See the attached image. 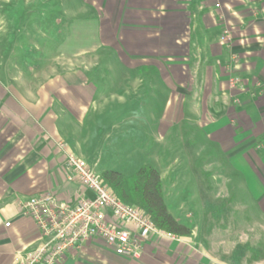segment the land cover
Wrapping results in <instances>:
<instances>
[{"label": "crops", "instance_id": "crops-1", "mask_svg": "<svg viewBox=\"0 0 264 264\" xmlns=\"http://www.w3.org/2000/svg\"><path fill=\"white\" fill-rule=\"evenodd\" d=\"M64 1H54L62 9L53 23L66 25L41 29V63L14 65L12 76L3 65L0 71V264H16L17 253L40 242L20 199L52 191L75 203L91 195L57 143L109 170L102 160H112L104 152L111 128H128L134 141L141 130L162 142L197 134L227 157L264 214V0H71L69 11ZM224 29L233 36L229 46L220 40ZM231 72L239 76L234 88ZM177 162L159 173L165 203L191 229L188 237L152 235L134 259L93 239L62 264H236V249L223 252L209 231L229 217L219 215L226 205L212 203L206 186L197 197L211 202L209 218L204 210L183 222L192 195L166 200L162 174Z\"/></svg>", "mask_w": 264, "mask_h": 264}, {"label": "rangeland", "instance_id": "rangeland-1", "mask_svg": "<svg viewBox=\"0 0 264 264\" xmlns=\"http://www.w3.org/2000/svg\"><path fill=\"white\" fill-rule=\"evenodd\" d=\"M54 1L0 0V50L10 51L9 55L5 52V54L0 53V71L4 66L8 68L12 76L18 74V70L13 69L14 65H23L27 63L26 60L32 64L41 63L43 42L41 29L53 31L66 25L65 21L61 25L53 23L54 18L61 14L62 9L57 3L54 5ZM63 5L69 11L75 4H72L71 0H65ZM51 57L52 53L45 54L46 61ZM231 77L236 80L233 87L229 83ZM238 82L239 76L231 72L228 77L229 86L234 88ZM123 129H110L106 142V146L110 149L104 152L110 153L112 160H102L103 163L107 162L112 169L130 174L139 167L140 164H137L139 162L149 163L158 172H162L163 169L166 170L165 165L170 161H178L168 166L167 172L162 175L167 201H181L182 198H176L177 196L170 198L179 192L194 196L192 197L193 202L186 203V206L191 205L192 211L190 210L189 216L183 217V222L189 224V221L197 217L201 218L204 210L207 218L213 215L208 203L215 201L226 205L225 211L222 214L220 212L219 215L229 217V220L216 223V225L211 223L212 226H217L209 230L211 236L222 239L220 246L223 252H228L230 247L236 249L237 260L234 261L236 264H264V214L260 212L258 204L248 192L243 177L233 171L234 167L223 153L219 154V151L207 140L201 138L198 140L197 134H189L191 137L196 136L192 141H188L186 137L184 141L170 139L162 142L156 141L154 134L141 130L143 133L140 132V137L134 141L131 132L126 131L128 128ZM129 154L136 155L139 160L131 164ZM188 160H193L194 164L187 165ZM202 162H213L214 164L207 167L203 166ZM103 167L104 164L96 165V172L100 174L104 171ZM193 170L197 172L192 174ZM202 185L206 186L207 193L212 194L211 202L204 205L197 197L203 188ZM173 212L175 215H184L176 210ZM230 238L232 245L225 241Z\"/></svg>", "mask_w": 264, "mask_h": 264}, {"label": "built area", "instance_id": "built-area-1", "mask_svg": "<svg viewBox=\"0 0 264 264\" xmlns=\"http://www.w3.org/2000/svg\"><path fill=\"white\" fill-rule=\"evenodd\" d=\"M220 40L229 45L233 36L224 29ZM235 82L231 77L230 86ZM57 145L65 151V164L71 176L91 195H81L75 203L52 191L20 199V210L34 221L40 242L17 253L16 264H62L68 252L93 239L102 240L118 255L134 259L140 257L143 241L150 236H175L157 228L138 206L119 199L94 165L67 150L64 142ZM9 224L5 222V226Z\"/></svg>", "mask_w": 264, "mask_h": 264}, {"label": "trees", "instance_id": "trees-1", "mask_svg": "<svg viewBox=\"0 0 264 264\" xmlns=\"http://www.w3.org/2000/svg\"><path fill=\"white\" fill-rule=\"evenodd\" d=\"M100 176L119 199L141 208L157 228L180 237L191 234V229L180 223L168 209L160 173L151 164H141L130 174L109 169L102 171Z\"/></svg>", "mask_w": 264, "mask_h": 264}]
</instances>
